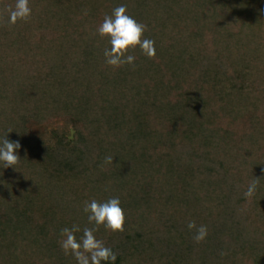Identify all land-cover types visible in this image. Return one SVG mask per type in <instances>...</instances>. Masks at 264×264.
<instances>
[{
    "label": "trees",
    "instance_id": "1",
    "mask_svg": "<svg viewBox=\"0 0 264 264\" xmlns=\"http://www.w3.org/2000/svg\"><path fill=\"white\" fill-rule=\"evenodd\" d=\"M15 2L0 0V139L21 145L0 163V264H77L61 229L79 239L84 203L111 197L126 219L95 233L106 264H264V0H29L9 25ZM120 5L156 57L114 69L96 30Z\"/></svg>",
    "mask_w": 264,
    "mask_h": 264
},
{
    "label": "clouds",
    "instance_id": "2",
    "mask_svg": "<svg viewBox=\"0 0 264 264\" xmlns=\"http://www.w3.org/2000/svg\"><path fill=\"white\" fill-rule=\"evenodd\" d=\"M6 11L9 25H15L18 20L27 22L32 13L29 0H16L15 5L7 7ZM146 30V25L128 14L126 5L117 6L110 15H105L96 30L97 34L101 38H107L110 44V48L104 51L105 63L114 69L124 65H134L136 58L130 55L129 51L137 47L147 58L154 59L156 57L155 42L144 37ZM20 147L19 141H10L7 135L0 139V163L4 168L16 169L21 160L17 154ZM113 158L107 156L105 163H113ZM258 184V178L249 183L244 193L246 198L251 199L255 195ZM83 211L87 214L88 223L93 227H84L79 239L76 236V233L81 232L78 225L61 229L62 238L59 243L64 254L72 256L77 264L114 262L117 259L116 254L102 240L97 239L95 233L101 226L112 232L124 231L126 217L120 199L111 197L103 202L92 199L84 203ZM187 227L189 230H195L193 236L195 243L205 240L208 234L205 225L197 226L195 221H189Z\"/></svg>",
    "mask_w": 264,
    "mask_h": 264
}]
</instances>
